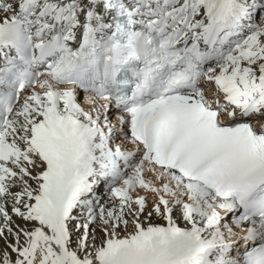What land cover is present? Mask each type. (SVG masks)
Returning <instances> with one entry per match:
<instances>
[{
    "label": "snow or ice",
    "instance_id": "1",
    "mask_svg": "<svg viewBox=\"0 0 264 264\" xmlns=\"http://www.w3.org/2000/svg\"><path fill=\"white\" fill-rule=\"evenodd\" d=\"M0 264H264V0H0Z\"/></svg>",
    "mask_w": 264,
    "mask_h": 264
}]
</instances>
